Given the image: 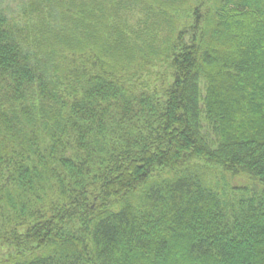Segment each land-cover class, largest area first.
<instances>
[{
	"label": "trees",
	"instance_id": "trees-1",
	"mask_svg": "<svg viewBox=\"0 0 264 264\" xmlns=\"http://www.w3.org/2000/svg\"><path fill=\"white\" fill-rule=\"evenodd\" d=\"M0 264H264V0H0Z\"/></svg>",
	"mask_w": 264,
	"mask_h": 264
},
{
	"label": "rangeland",
	"instance_id": "rangeland-1",
	"mask_svg": "<svg viewBox=\"0 0 264 264\" xmlns=\"http://www.w3.org/2000/svg\"><path fill=\"white\" fill-rule=\"evenodd\" d=\"M147 80L149 81V82H148V83H149V85H148V84H146V85H147L148 87H150V88H151V86H152L154 83L152 82V80H151V79H150V80H149V79H147ZM150 82H151V83H153V84H151Z\"/></svg>",
	"mask_w": 264,
	"mask_h": 264
}]
</instances>
